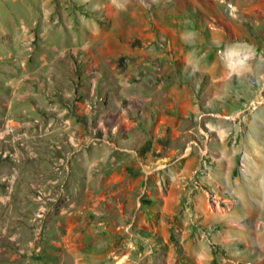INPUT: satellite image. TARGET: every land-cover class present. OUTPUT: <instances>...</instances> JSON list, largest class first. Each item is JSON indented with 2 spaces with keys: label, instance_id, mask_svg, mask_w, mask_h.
Segmentation results:
<instances>
[{
  "label": "rangeland",
  "instance_id": "obj_1",
  "mask_svg": "<svg viewBox=\"0 0 264 264\" xmlns=\"http://www.w3.org/2000/svg\"><path fill=\"white\" fill-rule=\"evenodd\" d=\"M222 24L236 32L233 41L253 48L251 54L227 57L210 32ZM234 62L254 67L255 75L231 76L221 96L207 74L190 68L213 64L218 70ZM159 78L213 92L197 100L202 112L217 114L227 145L263 146L264 0H0V264L57 258L87 264L88 243L103 239L93 237L90 222L93 210L103 209L100 195L115 188L110 176L131 184L141 174L138 161H157L151 146L163 138L172 142L171 126L157 131L154 124L150 135L127 137L136 140L133 151L107 152L109 144L123 142L119 134L131 123L125 116L137 110L120 95L119 82L146 90ZM235 101L240 112L232 115ZM179 110L173 143L183 151L200 140L184 134L196 121ZM238 155L232 152V166L208 167L211 178L200 167L191 183L201 182L217 205L232 203L238 185L250 194L260 184L264 193L263 149L243 162L247 172ZM154 176L147 183L155 184ZM257 201L252 196L249 204ZM242 213L235 205L225 216L236 228L227 230L223 245H213V264H264V215Z\"/></svg>",
  "mask_w": 264,
  "mask_h": 264
},
{
  "label": "crops",
  "instance_id": "obj_2",
  "mask_svg": "<svg viewBox=\"0 0 264 264\" xmlns=\"http://www.w3.org/2000/svg\"><path fill=\"white\" fill-rule=\"evenodd\" d=\"M232 8L237 7L232 5ZM234 27L240 31L239 23ZM233 30L222 24L217 25L210 32L213 33V40L219 41L220 49L226 50L227 57L238 59L242 55L251 54L250 49L253 48L247 49L241 42L233 41V38L237 37ZM226 37L228 38L225 39ZM190 68L192 72L204 73L210 77L215 84L216 96L225 94L221 90L231 76L237 79L245 74L255 75L254 67L241 62L227 63L218 70L213 64L194 63ZM157 80L152 81L150 89L146 90H141L137 86L136 89L130 90L129 87L132 86H128V80L119 82L120 85L124 84L119 87L120 95L128 98V105L131 106L133 103V110L134 108L137 110L131 116L128 114L125 116L131 120V123H127V131L119 134L123 142L120 145L109 144L110 147L106 150L107 152L115 149L121 152L133 151L135 149L133 141L136 140L127 137L150 135L155 127L154 124L157 131L161 125L171 126L172 142L164 143L163 138L159 140L162 143L157 142L151 146V154L158 157L157 161H149L150 166L138 161L142 166L141 174L136 176V179H132L131 184L123 183L125 176L120 175L118 178L110 176V184L115 188L104 196L100 195L105 201L103 209L93 210L95 215L90 222V230L95 233L93 237L103 239L90 240L88 243L87 264H213L215 258L211 250L213 245L222 244V240H227L225 239L227 230L236 228L228 227L229 223H224L225 216L234 209L235 205L243 209V216L254 213L259 216L264 215V200L261 197L264 193L259 183L260 186L252 188L250 194L240 193L238 185L237 190H234L233 202L225 206L220 201L217 205L208 199L202 193L204 189L200 186L201 182L190 181L192 174L200 167L201 171L211 178L208 167H220L226 162L229 163L227 165L232 166V152L239 154L241 168L247 172L246 167L249 166L243 162L254 160L256 150L264 151V145L260 147L255 143H248L243 147L239 144L227 145L221 139L227 130L215 124L217 118L214 116L217 114L209 110L202 112L204 107L197 100L199 94L206 97L212 96L213 92L198 93L190 82L180 86L179 80L173 79L171 83L161 78L159 82ZM108 90L103 93L104 96H107ZM180 108L183 109L182 115L185 119L189 118L192 121L194 118L193 121H196L194 122L196 125L184 130V134L189 132L200 140L199 142L193 140L194 144L189 143L183 151L176 148L173 143L177 117L181 115ZM237 108L236 102L232 108V115L240 112ZM235 132L237 135L240 131L236 129ZM243 132L249 134L252 131L246 129ZM113 133L118 135L120 132L114 128ZM165 134L161 132V135L165 136ZM91 163L95 164L96 161L93 160ZM103 163H107V160L104 159ZM204 164L206 166H203ZM152 174H155L151 179L155 180V184L152 181L147 183V177ZM235 182L238 183V179ZM252 196L257 197L258 201L250 205L249 199ZM222 200L227 199L223 197ZM218 217L223 223L213 220ZM241 230L246 231V228L243 227ZM83 263L77 261L74 264ZM39 264H67V261L57 258L55 263L45 261Z\"/></svg>",
  "mask_w": 264,
  "mask_h": 264
}]
</instances>
